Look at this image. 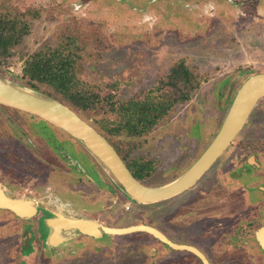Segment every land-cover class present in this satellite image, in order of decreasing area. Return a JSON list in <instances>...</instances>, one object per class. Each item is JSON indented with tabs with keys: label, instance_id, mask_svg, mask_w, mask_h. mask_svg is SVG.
Returning <instances> with one entry per match:
<instances>
[{
	"label": "rangeland",
	"instance_id": "rangeland-1",
	"mask_svg": "<svg viewBox=\"0 0 264 264\" xmlns=\"http://www.w3.org/2000/svg\"><path fill=\"white\" fill-rule=\"evenodd\" d=\"M1 20L14 23L18 29L25 27L26 33L19 45L0 58V77L61 98L45 84L36 83L38 89L31 88L24 69L41 51L69 55L79 88L100 101L95 109L78 113L104 132L124 161L145 175L141 181L150 187H161L180 177L211 144L243 83L264 73V0H0ZM183 91L190 92V99L177 103L141 136H129L127 131L110 135L100 126L102 122L110 129L117 126L121 104L148 96L160 101L163 94L175 92L177 96ZM241 154L251 158L252 166H256L255 159L264 166V98L232 145L202 177V184L196 185L202 188L193 204L188 202L191 191L156 204L136 205L132 201L135 205L130 210L120 207L118 211V207L109 211L114 217L122 216L111 225L147 223L169 235L177 232L186 241L198 240L200 229L194 223L213 212L228 214L234 202L228 188L213 187L220 183L217 165L236 163ZM7 173L22 175L21 179L31 183L28 188L40 185L27 195L40 209L49 208L70 218H77L75 212L65 208L56 195L57 190L65 192L64 185L83 186L87 181L84 173L115 187L96 160L65 132L31 114L0 105V179L9 189L12 178ZM263 176H257V184L264 182ZM51 187L59 189L51 191ZM23 193L20 189L15 194ZM68 194L67 198L77 202ZM168 209L173 213L169 215ZM189 209L197 210L192 222L182 218ZM2 229L5 237L14 232V226ZM45 232L48 239L49 229ZM116 236L125 238V246L112 248L107 258L99 253L96 242L79 258L82 264H143L150 258L148 233ZM214 248L219 263L226 257ZM11 256L0 244V264H10Z\"/></svg>",
	"mask_w": 264,
	"mask_h": 264
},
{
	"label": "flooded vegetation",
	"instance_id": "flooded-vegetation-1",
	"mask_svg": "<svg viewBox=\"0 0 264 264\" xmlns=\"http://www.w3.org/2000/svg\"><path fill=\"white\" fill-rule=\"evenodd\" d=\"M48 138L51 139V137L49 136ZM235 159L236 163L233 162L229 165H217V175H220V183L217 181L213 186L218 188L219 186H222L229 189L234 202H231V209L228 214H225L223 212H213L211 214L204 215L198 223H194L198 226V229H200V231L197 233L198 240H193L191 238L189 241H186L185 238L181 239L185 236H180L177 232H175L174 235H169L168 233H165L161 230L159 231L164 234L172 243L176 245L191 247L197 250L201 254V256L205 258L208 264H216L215 262H217L213 254L214 247H218L216 252H220L226 257L221 262H217L218 264H264V249L257 237L258 231L264 227V182L260 181V185L257 184V176L264 174V172H262L263 169L261 168H264V166L261 163L259 164L257 159H255L256 164L254 163L256 166H252L253 163H251V158H244V155L242 154L238 157L236 156ZM127 166L134 175L131 166L128 164ZM188 169H186V171ZM255 169H257V171H255ZM40 174V172L36 173L37 177L40 176ZM17 175H15V173H10L8 175L10 178H12L10 183H8V186H10L9 189L7 188L5 182L0 179L1 188L4 190L5 194L13 199H22L25 201L34 200L32 198H28L27 195L37 191V189L40 188V185L33 184V187L28 188L27 186L31 185V183H26L25 179L20 178L22 177V175ZM82 175H84L87 179L83 186L78 188V183L73 187L64 185L65 192H61L58 190V192L56 191V195L62 199L64 207H70V209L76 213L73 214L76 215L77 219L81 218V215L78 214L82 213L85 216L97 217L99 220L95 219L94 221L107 228L125 229L133 226H138H121L118 224L111 225V223L113 224L121 221L122 216L116 215L117 217H114V215L109 214V211H113L114 208L118 207V211H121L120 207H129L130 210L132 208L131 205L135 204L132 203V200H128L123 193L115 191L112 188L110 191V188L108 189L106 186L108 185L107 181H105L104 179H101L97 182L94 179L89 178L84 173ZM201 179L196 183V185L201 183ZM81 183L83 182H80V184ZM89 184L99 186L98 189L100 191L106 189L110 191V195L106 193L104 195V201H102L99 206L94 208L89 207L87 203L89 201V197L92 196L89 195ZM196 185L193 188L187 190L192 192H190L191 196H188L192 198L191 201L186 200L189 202V204H193L199 194V189L202 188H196ZM59 186H61V183L59 184ZM20 189H24L25 193L23 194L25 195L20 196L15 194L16 191ZM56 189L59 188L51 187V191ZM187 191H185L184 193H186ZM255 191H258L259 193L261 192L260 194L262 195L253 197L252 192L254 193ZM215 192L218 193L217 191ZM66 193H70L73 197H75L77 199V202H74L73 200L67 198L65 196ZM107 196L113 197V204H115L114 206L112 204L109 206L107 205ZM42 197L46 199L44 196ZM225 200L221 201L220 203L223 204ZM82 205H84L85 208H82ZM79 209L81 210L80 213L78 211ZM168 211L169 215L173 213L171 209H168ZM195 211L197 210L189 209V211H187V213L182 218H186L188 222H192V217H194L196 214ZM52 214L53 212L51 209H40V207H38L36 215L27 219L18 217L10 210L0 208V244H2V246L10 256L12 255L10 264H27L29 261L32 262L30 264H59V262L65 260L74 261L81 258L82 255L86 254L87 250L85 249L87 247H90L89 245L92 244V246L94 247L96 242V248L99 249V253L104 254L105 256H107V258H109L112 255V248L115 249L125 244V238H118V236L113 234H103L102 236L96 238L88 235H83L78 231H74L71 234L72 238L70 239V242H63L60 246L48 245V239L47 237H45V220L46 218L51 217ZM146 224L144 223L140 225H151ZM2 226L9 227V229L14 226V232L6 236L8 237L7 241H5L6 237L3 232ZM149 236H151L150 239L152 240H150L149 242V248L151 249L150 251L152 253L150 255V258L145 259L143 264H205V261H203V259L196 253L187 249L176 250L171 246L165 245L154 236L150 234ZM87 240L89 241V243L86 242ZM109 249L112 250L109 251ZM83 250H85V252H82Z\"/></svg>",
	"mask_w": 264,
	"mask_h": 264
},
{
	"label": "water",
	"instance_id": "water-1",
	"mask_svg": "<svg viewBox=\"0 0 264 264\" xmlns=\"http://www.w3.org/2000/svg\"><path fill=\"white\" fill-rule=\"evenodd\" d=\"M263 98L264 73H259L250 77L240 87L220 130L196 162L174 181L161 187H150L135 178L116 148L102 133L67 105L56 98L0 77L1 106L36 116L65 132L96 160L120 192L140 205L164 202L193 188L233 143ZM0 208L10 210L20 218L29 219L36 215L38 205L34 200L25 201L8 197L0 185ZM45 225V229H49L47 243L51 246L68 239V235L74 231L96 238L103 234L124 235L145 232L176 250L187 249L196 253L205 264H208L197 250L172 243L164 234L151 226L138 225L125 229H112L94 220L70 218L62 213H53L51 217L46 218ZM63 234L65 236H61ZM257 237L264 249V227L258 231Z\"/></svg>",
	"mask_w": 264,
	"mask_h": 264
},
{
	"label": "trees",
	"instance_id": "trees-1",
	"mask_svg": "<svg viewBox=\"0 0 264 264\" xmlns=\"http://www.w3.org/2000/svg\"><path fill=\"white\" fill-rule=\"evenodd\" d=\"M25 33V27L18 29L14 23L1 20L0 58L8 55L11 48L19 45ZM71 60L73 59L69 55H64L58 51H41L28 60L24 69V77L29 79V85L33 89H38L36 83L52 87L54 92L61 96V98L56 97V99L67 105L87 122L78 111L88 112L95 109L96 104L100 102L99 97L93 96L86 89L79 88L72 69L74 61ZM193 89L194 87H191V90ZM189 99L190 92L183 91L181 95L177 96L175 92L168 95L163 94L160 101L151 100L150 96L142 100H132L118 107L117 112L119 115L122 114L120 121L116 123L117 126L115 125L110 129L103 122L100 123V126L105 133L110 135L127 131L129 136H141L154 128L177 103H184ZM98 131L108 139L104 132ZM135 168H132L134 176L140 181L143 180L145 175L139 170L135 171Z\"/></svg>",
	"mask_w": 264,
	"mask_h": 264
},
{
	"label": "crops",
	"instance_id": "crops-1",
	"mask_svg": "<svg viewBox=\"0 0 264 264\" xmlns=\"http://www.w3.org/2000/svg\"><path fill=\"white\" fill-rule=\"evenodd\" d=\"M107 186V188L109 189L110 188V186L109 185H106ZM99 188V186H95L94 184H89L88 185V191H89V195H92V196H95V197H93V198H91V196L89 197V201L87 202L88 203V206L89 207H91V208H94V207H97V206H99V204L102 202V201H104V196L102 195V194H98V193H100V190L98 189ZM111 189V188H110ZM113 190H115V191H119V190H117V188L116 187H114V188H112ZM96 191H98V192H96ZM120 192V191H119ZM92 199V200H91ZM106 200H108V201H106L107 202V205L109 206V205H115V204H113L114 202H113V197L112 196H107L106 197ZM87 201V200H86ZM87 206V207H88ZM127 206H129V205H127ZM132 206V205H131ZM81 218H85V219H89V220H95V219H98L97 217H89V216H81ZM99 220V219H98ZM104 220V219H103ZM121 220V219H120ZM61 236H65V234H63V235H61ZM71 235L69 234L68 235V239H66V240H64V241H62V242H60L58 245L60 246L61 245V243H63V242H70V239L72 238V237H70ZM58 245H55V246H58ZM87 253V252H86ZM88 256V255H87ZM81 259H76V260H74V261H71V260H69V261H67V260H65V261H62V262H59V264H68V263H72V264H82V261H80ZM118 263H119V260H118Z\"/></svg>",
	"mask_w": 264,
	"mask_h": 264
}]
</instances>
